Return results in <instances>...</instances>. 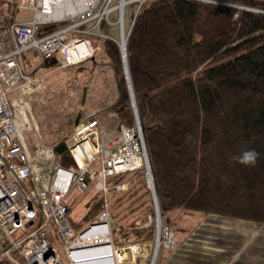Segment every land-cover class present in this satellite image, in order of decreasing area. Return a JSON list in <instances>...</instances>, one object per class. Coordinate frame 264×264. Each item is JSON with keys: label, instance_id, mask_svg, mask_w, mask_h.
<instances>
[{"label": "trees", "instance_id": "trees-1", "mask_svg": "<svg viewBox=\"0 0 264 264\" xmlns=\"http://www.w3.org/2000/svg\"><path fill=\"white\" fill-rule=\"evenodd\" d=\"M17 1L1 3V24L19 20ZM63 25L42 27L39 35ZM95 41L102 50L94 59L110 67L118 94L92 115L100 119L99 113L108 111L131 113L120 44L113 38ZM126 50L165 225L181 229L180 215L191 213L264 223V0H146ZM32 55L34 59L26 57L29 70L38 63L37 53ZM88 61L74 67L75 72ZM55 68H60L56 58L32 74ZM44 84L30 100L41 119L45 117V126L46 117H56L58 133L66 132L90 115L82 100L72 117L38 102L48 91H55L54 83ZM58 94L52 93L51 99H60ZM67 99L70 103L74 96L68 93ZM39 106L43 111L37 110ZM126 121L120 120L117 128L135 124ZM61 137L47 144L56 148ZM248 149L258 153L255 164L237 162L235 158ZM59 158L68 160L65 155ZM121 183H127L128 189L108 198L115 223L130 241L152 239L155 228H141L155 212L146 169L108 180L109 185ZM88 195L87 210L80 217L73 215L75 206L68 201L71 223L78 232L104 209L102 192L93 187ZM115 239L121 241L116 235Z\"/></svg>", "mask_w": 264, "mask_h": 264}, {"label": "built area", "instance_id": "built-area-1", "mask_svg": "<svg viewBox=\"0 0 264 264\" xmlns=\"http://www.w3.org/2000/svg\"><path fill=\"white\" fill-rule=\"evenodd\" d=\"M12 1L0 0V6ZM113 1L18 0L19 11H32V17L8 25L0 23V239L11 240L0 258H9V264H66V260L69 264H110L108 257L99 258L107 251L112 253L111 261L116 259L112 264H133V259L144 253L143 243L128 240L120 229H115V234L119 231L121 235V241H116L112 225L117 226L112 224L108 203L110 194L124 188L109 185L110 178L145 168L148 180L144 135L136 121L134 125L121 124L119 134L104 138L100 119L88 115L62 138L67 155L45 144L38 126L32 129L29 148L17 123L19 105L24 103L29 111L27 97L46 87L44 76H34L33 71L55 58L60 68L76 67L101 52L96 37L112 39L94 29H99L105 18L109 20L114 10H119L123 24L129 0H118L112 6ZM82 2L85 5L80 7ZM65 6L71 9L60 12ZM91 22H95L93 27H84ZM62 23L65 25L39 35L42 27ZM118 42L121 48V40ZM31 51L37 53L38 63L29 70L26 57ZM15 91L19 94L10 100L9 94ZM91 185L103 193L104 211L78 232L69 215V195L72 189L83 193ZM155 216L157 243L160 236L165 248L174 249L175 231L159 226L156 210ZM153 218L149 215L148 221ZM105 228L106 239H99Z\"/></svg>", "mask_w": 264, "mask_h": 264}, {"label": "crops", "instance_id": "crops-1", "mask_svg": "<svg viewBox=\"0 0 264 264\" xmlns=\"http://www.w3.org/2000/svg\"><path fill=\"white\" fill-rule=\"evenodd\" d=\"M132 26L133 24L131 28ZM36 59L38 60L37 57ZM97 60L88 61L78 68L76 74L81 77L84 105L87 106L90 101L99 108L96 102L104 98L109 106L118 92L110 67L100 64ZM48 74L46 73V77ZM18 94L19 91L10 93V100ZM32 96L34 95L27 97L28 102ZM98 110L91 108V113H88L93 114ZM111 112L115 113L113 111L99 113L104 138L119 134L115 118H108ZM24 116L28 118L29 125L38 126L42 133H46L43 121H36L34 114L27 110ZM104 120L108 121V125L104 123ZM17 123L21 130H26L28 124L25 123L24 117H18ZM191 229L187 227V231L182 232L185 235L182 237H178L175 231L176 247L174 249L160 247L159 264H264V224L221 217L220 220L206 221V224L203 223L194 231Z\"/></svg>", "mask_w": 264, "mask_h": 264}, {"label": "rangeland", "instance_id": "rangeland-1", "mask_svg": "<svg viewBox=\"0 0 264 264\" xmlns=\"http://www.w3.org/2000/svg\"><path fill=\"white\" fill-rule=\"evenodd\" d=\"M146 1V0H145ZM143 0H129V2L127 4H125V8H124V22L123 24L119 22V10H114L111 14H110V19H106L103 20L101 22V27L99 29L95 28L94 29V32L95 33H98V34H105L107 36H110L111 38L115 39V40H121L122 38V31L125 30V35H126V40L129 36V33H130V28H131V25L133 24L139 10L141 9L142 5L144 4ZM118 3V0H114L113 3H112V6L113 5H116ZM245 8V7H244ZM247 9V8H245ZM3 12V7L0 6V15L2 14ZM33 13L32 11H29V10H21L18 14V19L20 20H28L32 17ZM95 25V22H91V23H88L87 25H85L84 27L85 28H88V27H93ZM99 25H96V27H98ZM123 26V27H122ZM100 32V33H99ZM104 37V36H102ZM35 51H31V54H30V57L31 59H34L32 53H34ZM104 56H102L101 59L103 60H106L105 58H103ZM105 63V64H104ZM103 65L107 66L106 62L103 61ZM74 68V67H73ZM73 68H66V69H49V70H46L45 74H41L40 76H44V78H46V73H49L48 74V79L45 80V82L48 84V80L52 83H54L53 87L55 89V91H48L47 92V95L43 97V99H38V102L44 104L45 106H47L48 108H51L53 109L55 112L61 114V115H65L66 116H70L72 117L76 111L80 108V103H81V100H82V84H81V77H78L76 72H75V69ZM108 69V68H107ZM113 73V72H112ZM113 76H114V73H113ZM131 77V76H130ZM115 78V76H114ZM113 78V79H114ZM66 80L67 82L69 80L70 83L66 84ZM116 83V82H115ZM116 89H117V86H116ZM59 91V96H60V99H54L52 100L51 98H53L54 95H52V93L54 92H57ZM73 95L74 96V99L73 100H76V103H72L73 100L69 103L68 102V99H67V95ZM130 95V94H129ZM33 98V97H32ZM34 101V99H33ZM97 101V100H96ZM131 101V100H130ZM30 103V107H31V114H34V119L37 121H39L41 119V114L37 113L36 110H35V107L34 105L32 106V101L30 100L29 101ZM107 103V100L104 101V98L100 99L98 102H96L97 106H100L99 108L96 107V105L92 104L90 101L88 102V105H83L82 107L86 110V112L88 113H91V108L92 109H99L98 111L102 110L105 106L101 105V104H106ZM40 105V104H39ZM43 105V106H44ZM80 105V106H79ZM44 106V107H45ZM91 107V108H90ZM131 108H132V104H131ZM19 115L18 117H23V113L26 112V107H24V103L23 104H20L19 105ZM44 108H42L41 106L37 107V110H42L43 111ZM47 109V108H45ZM49 111V110H47ZM33 112V113H32ZM96 113V112H94ZM124 113V112H122ZM54 115V114H52ZM91 115V114H90ZM43 117V116H42ZM47 120H46V124L47 126L45 127H50L51 126V129H48L46 130L47 132L43 134L44 138H43V142L49 144V141H52V140H58V138H63L70 130L72 129H68L66 130V132H61V133H58V126L56 125V117L50 119V117H46ZM108 118H115V120L117 121V127L119 125V121L120 120H124V118L128 119L129 121H126V122H129V123H133L134 121H137L136 117H135V113H134V110L133 108L131 109V113L129 111H127L126 113L124 114H121V113H118V112H115V113H112L111 112V116H108ZM107 118V119H108ZM45 119V117H44ZM44 119H41V121H43ZM48 119L51 121L49 122ZM141 120V119H140ZM104 123L106 125H108V121L107 120H104ZM50 125V126H48ZM31 126V125H30ZM141 126H142V123H141ZM33 127H35V125H32L31 128H27L26 127V130H22V134L24 135L25 139H26V142H27V146L30 148L31 145H32V129ZM44 129V128H43ZM141 131H142V134L144 135V132H143V127H141ZM45 131V129H44ZM144 141H145V152H146V160H150L149 159V151H148V147H147V142H146V139H145V136H144ZM99 164V159H97L96 163H95V166H98ZM153 175V174H152ZM154 179V178H153ZM121 185L124 186L123 189L121 190H127L128 189V184L127 183H121ZM92 185L89 187V189L85 192V193H80L79 191H77L76 189H72L70 195H69V200L71 203H73L72 205L75 206V211H73V215L75 216H78L80 217L82 215V213H85V211L87 210L86 207H85V204L87 202L86 200V197L88 199L89 197V193H92ZM121 190L119 191H114L112 193L115 194V193H118L120 192ZM111 195V194H110ZM153 204H154V201H153ZM155 206V204H154ZM104 211V209H103ZM102 211V212H103ZM101 212V213H102ZM160 222L162 223V225H165L164 223V219L165 217L162 216V213H161V210H160ZM111 215V218H112V224H115L117 227H115L114 225L113 226V230H114V234H115V229H120V227L115 223V220L116 218L115 217H112V214L110 213ZM154 218H153V221H148L147 222H143L144 223V226H142L141 228H144L145 226H153L155 228V232H154V237L152 239H146L144 241H140L141 243H143V247L145 248L144 250V255L146 256H139V257H136V261H134L133 259V264H159V260H160V252L158 253V255L156 256V259H153L154 258V250H155V246L157 244V236H158V232L156 230V226H157V222H156V216H155V212H154ZM221 217H225V218H232V217H227V216H222V215H218V214H198V213H191V214H181L180 215V220L178 221L179 225L181 226V229H179V227L174 228L175 231L177 232V236L178 237H182V236H185L184 233L185 231H187V227H191V231H194V229L196 230V228H198L200 225H202L203 223L206 224V221H211V220H220ZM233 219H236V218H233ZM239 220H242V219H239ZM246 221V220H245ZM259 223V222H257ZM260 224H264V223H260ZM115 227V228H114ZM182 227H185L186 229L182 228ZM184 232V233H182ZM163 233V230L161 232V235ZM116 236H119L120 238V232L117 231ZM11 245V240L7 239V240H2L0 239V253L4 250V249H7L9 246ZM16 255V254H15ZM133 258V257H132ZM154 261V262H153ZM10 260L9 258L7 257H4V258H0V264H9ZM66 264H69L68 261L66 260Z\"/></svg>", "mask_w": 264, "mask_h": 264}, {"label": "water", "instance_id": "water-1", "mask_svg": "<svg viewBox=\"0 0 264 264\" xmlns=\"http://www.w3.org/2000/svg\"><path fill=\"white\" fill-rule=\"evenodd\" d=\"M126 44H127V40H126V42H124L123 37H122L121 38V54H122V57H123L124 70H125V74H126V78H127V82H128L130 100H131L132 108H133L134 113H135V117L137 119V124L140 126L141 125V120H140L138 107H137V103H136V98H135V95H134V90H133L132 81H131L130 72H129ZM55 64H58V62H55ZM76 124H78V121L76 122ZM56 152L58 154H66V155L68 154L65 144H61V145L57 146L56 147ZM147 170H148L147 174H148L149 188L151 189V192H152V195H153V201H154V204H155V210L157 211V214H159L160 205H159V200H158V196H157V192H156V188H155V184H154V179H153V175H152L153 173H152V169H151L150 160H147ZM158 219H159V217H158Z\"/></svg>", "mask_w": 264, "mask_h": 264}, {"label": "bare ground", "instance_id": "bare-ground-1", "mask_svg": "<svg viewBox=\"0 0 264 264\" xmlns=\"http://www.w3.org/2000/svg\"><path fill=\"white\" fill-rule=\"evenodd\" d=\"M80 4V3H79ZM85 5V3L84 2H82L81 3V5H80V7H83ZM71 6V5H70ZM69 6V7H70ZM69 7H60L59 8V11L60 12H68L71 8H69ZM123 27V26H122ZM125 30H123L122 31V37H123V40H124V42H126V35H125V32H124ZM136 124H137V121H136ZM140 127H142L141 125H140ZM144 137V136H143ZM151 175V174H150ZM158 215V217H159V220H161V214H160V207H159V214H157ZM159 226H162V223L161 222H159ZM106 231H107V229L105 228V229H102L101 230V232H104L103 234H99V239H106ZM158 245L155 247V250H154V258L153 259H156V256L158 255V253H159V249H160V247H163L164 245H163V242H162V239L160 238V236H159V238H158V243H157ZM105 253H108V254H101V255H99V258H107L109 261H110V264H112V263H116V259L114 258V260L113 261H111V255H112V253L110 252V251H107V252H105ZM109 254H111L110 256H109ZM154 262V261H153Z\"/></svg>", "mask_w": 264, "mask_h": 264}, {"label": "clouds", "instance_id": "clouds-1", "mask_svg": "<svg viewBox=\"0 0 264 264\" xmlns=\"http://www.w3.org/2000/svg\"><path fill=\"white\" fill-rule=\"evenodd\" d=\"M200 2H205V0H200ZM258 153L254 149H248L241 153L239 157L235 159L241 164H255Z\"/></svg>", "mask_w": 264, "mask_h": 264}]
</instances>
